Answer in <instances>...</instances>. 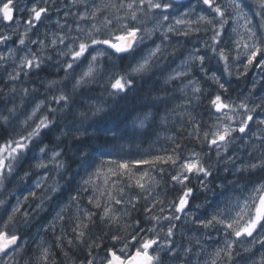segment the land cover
Instances as JSON below:
<instances>
[{"label":"snow or ice","instance_id":"6c2138e0","mask_svg":"<svg viewBox=\"0 0 264 264\" xmlns=\"http://www.w3.org/2000/svg\"><path fill=\"white\" fill-rule=\"evenodd\" d=\"M197 2L198 11L196 5L184 11L180 0H72L73 6L84 7L75 27L57 21L60 31L51 38L45 33L43 40H33L29 33L47 18L49 9L25 7L27 27L14 41L19 47L9 49L7 57L0 54V62L11 58L14 65L8 73L9 93H20L19 104L6 108L7 114L0 111V191H6L5 182L25 164L20 180L34 173L40 179L10 211L0 199V257L11 252L9 260L19 264L15 257L28 243L21 229L31 225L47 202L67 191V199L38 231L36 250L25 264H57L56 248L66 257L64 264L68 249L86 251L80 264H264V251L259 260L253 252L257 244L264 249V118L257 119L264 113V97L254 103L250 93L237 103L228 95V82L209 67L215 59L228 76L239 65L237 79L254 70L264 79V0H252L251 15L245 0ZM14 9L20 10L14 0H0V19L12 22ZM15 23L8 35L0 36V43L19 32V21ZM201 32L207 37L202 39L203 51L194 46L181 53ZM157 34L160 42L152 40L146 47ZM178 53L182 58L172 67ZM54 58L63 76L42 80L46 94L41 98L38 89L23 85V77L38 74ZM116 60L128 63L116 71ZM193 71L216 89L202 88L201 81L191 77ZM154 76L159 87L149 90L150 102L130 125L107 126L102 97L123 100L136 91L138 80ZM172 85L183 99L169 108ZM93 86L104 91L96 100H86L84 90ZM203 100L214 114L207 127L197 124L187 107ZM18 110H23V118ZM176 116L192 126L182 138L195 140L199 151H186L177 135L167 134ZM179 130L185 131V125ZM149 131L157 140L163 135L168 146L153 151L150 145L135 155L127 151ZM49 133L53 140L45 142ZM72 163L84 175H70ZM210 193L218 199L209 200ZM187 225L194 226L187 234L181 232L188 243L178 244L177 231ZM214 235L218 238L208 251L205 241Z\"/></svg>","mask_w":264,"mask_h":264},{"label":"trees","instance_id":"16d2710c","mask_svg":"<svg viewBox=\"0 0 264 264\" xmlns=\"http://www.w3.org/2000/svg\"><path fill=\"white\" fill-rule=\"evenodd\" d=\"M96 2H99V0H96ZM155 37L158 38V36H154L153 39H156ZM202 37V32L197 35H193L190 38V41L186 43L181 49L180 52L186 53L190 50L191 45L193 46L195 43L202 42L201 41ZM174 42L177 39L176 37H173ZM182 41L184 38H179ZM149 45L148 42H146V47ZM34 48V47H33ZM203 51V48H202ZM182 57L178 53V57L175 59V62L172 63V67H175V64L178 63V61ZM171 59V58H170ZM117 65L116 71H121L123 70L128 61H119L116 60L114 61ZM209 67L213 70H215L216 74L218 76H221L224 81L228 82L229 85V93L228 95L230 96L231 99H234L235 96L237 95L238 92L243 91L245 89V85L247 83V80H242L241 78L237 79L231 76H228L227 73L224 72V70L219 66V67H213L211 65V62L209 64ZM79 71V69H77ZM194 76H197L199 80L201 81V87L202 88H209L211 90H215L216 86L211 83V81H205L203 79V74L194 71ZM63 76L62 71H58L57 68L55 67V62L53 60L51 61H46L43 70L40 71L38 74L33 73L30 77H23V85L31 88H36L38 89V93L36 95H45L44 87L43 84L41 83L42 80L48 79V78H55L59 79L60 77ZM5 83V84H4ZM264 84V82H263ZM262 84V85H263ZM11 86V81L8 79H3L0 78V89H3V92L0 93V111H4L5 114L7 112L5 111L6 108H10L13 106V104H19L20 102V93L19 91L15 96L9 93V87ZM20 85H18L19 88ZM153 87H159L157 77H152L151 79H145V80H138L137 81V89L134 93H130L125 99L123 100H116L113 101L111 98H109L106 94L102 97V99L106 102V106L108 111L103 114L104 117V123L107 126H119L120 128H124L126 125H130L131 119L138 113L143 110L142 105L144 103L150 102L148 98V93L149 90L152 89ZM85 91V99L87 100L88 97H91L92 100H96L97 98L101 97V93L104 91L102 88L99 86H93L90 90H84ZM257 92H261V89H258ZM264 92V91H263ZM189 95H191V92L189 91ZM264 95V94H262ZM173 97H176V99H173ZM168 100L170 103L168 104V107H174L176 103H179L180 100L183 99V97L180 96V93L175 90V86H169L168 88ZM77 103H81V101H77ZM31 101H29V107H30ZM189 111H191L195 117H196V123L201 124L205 127L207 125L212 123V115L213 113L209 112L208 107H207V100H203L200 103H197L196 101H192L190 105H188ZM164 110V105L160 106V111L161 114L163 113ZM21 113L23 110H18ZM177 117H173L171 119H174L176 122ZM178 122V121H177ZM176 123H170L167 128V134H175L177 135V138L180 139V142L186 145V151L192 148H195L197 151L200 150V145L196 143L195 140H188V139H183L182 137H185L188 132L192 131V126L188 125L186 122V118L183 119L182 124L185 125V131L181 132L179 129L180 127ZM53 135L52 133H49L48 136L45 139V142H49L53 140ZM103 141V137L101 136L100 142ZM100 142H97L96 146L99 147ZM150 145H152L153 151L162 149L163 147L168 146V142L164 139V136L161 135L160 139L157 140L156 136L153 134V132L149 131L145 135L141 137H137L130 149H127L132 155H135L138 151L146 150L149 149ZM27 168V164L24 165L23 168H20L17 170V173H15L12 177H9L8 180L5 182L6 184V191H0V199H5L6 200V206L8 207V210H11V207L15 205L16 198L15 194L17 193H22L26 191L30 186H32L33 180L35 173L28 177L27 179L21 181L20 176L23 175L24 169ZM79 172L80 175H84L83 171L80 169L79 165L76 163L71 164V172L70 175L75 176V174ZM221 179H223L224 174H220ZM79 180V176H76L75 181H73V186L75 183ZM63 183V181H61ZM157 191H160V189H157ZM172 194H169V198L171 197ZM67 199V191H65L64 195L61 198L58 199H53L50 202H47L45 205L44 211L40 212L38 216H34L32 218L31 222V227H36L40 226L42 223L46 222L48 218L54 213L55 209L58 207L62 201ZM213 199H218L217 196H214ZM0 213H3V207H0ZM137 215V214H134ZM28 230H31L27 228ZM28 230L21 229V234L23 235L24 238L27 237ZM98 234L99 229L96 230ZM22 242V241H21ZM22 244V243H21ZM25 251L21 253L20 256H16L15 259L19 261V264H25V260H28L30 257H32L33 252H35V249L30 246V245H24ZM54 252L56 253V261L57 264H64L66 257L63 255L60 249L56 248L54 249ZM69 252V259H68V264H80L81 261H84L86 258V251L84 250H77V249H68ZM256 252V250H254ZM95 254V253H94ZM103 253L101 252V255ZM23 257V258H22ZM9 264H12L9 263Z\"/></svg>","mask_w":264,"mask_h":264},{"label":"rangeland","instance_id":"374dc122","mask_svg":"<svg viewBox=\"0 0 264 264\" xmlns=\"http://www.w3.org/2000/svg\"><path fill=\"white\" fill-rule=\"evenodd\" d=\"M89 3H91V0H88ZM219 2L221 4L226 3V0H219ZM14 3L16 4L17 8H19L20 10H15L14 9V20L11 24H6L5 21H3L2 19H0V36L3 35H8L13 27H16V21H19V32L18 33H14L12 35V38L5 44V43H0V54H3L4 56H8V50L9 49H15L17 47H19L18 42L14 43V41H17V36L18 35H22L24 32V29L27 27V18H28V12L25 11V7H31L33 5H37L40 7H47L49 9V11L46 13V17L42 23H40L37 28L29 33V37L33 40L39 38L41 40L45 39V33L48 34V37L51 38V35L53 32H59V28L57 27V21H59L61 24H67L68 26L71 27H75V22L78 19V14L84 11V7L83 5H77V6H73L72 4V0H14ZM98 3V2H97ZM245 3L249 5V8L246 9L247 11H249V14H252V8L253 3L252 0H245ZM181 7L183 8L184 11H187L189 7L196 5L197 6V11L199 10V5L197 0H187L186 2H180ZM180 12L179 10H177V15H179ZM0 16H2V14H0ZM193 18H195V13L193 14ZM81 24H83L84 22H80ZM151 26V25H149ZM66 30V29H65ZM158 36V34H157ZM154 37V36H153ZM153 37L146 41L149 43L148 46H151L152 44V40H155L156 43H159L160 40L155 37L156 39H153ZM207 37L205 36V34L202 32V37H201V41L202 39H206ZM173 39V38H172ZM174 42V39H173ZM198 45H196V43L191 47L190 50L191 51L193 49L194 46H198L201 51L203 48V43L199 42L197 43ZM28 47L32 50H36L38 48V46L36 44H28ZM34 47V48H33ZM22 54V53H21ZM211 55V54H209ZM53 61L55 62V58L53 59ZM180 61V60H179ZM178 61V63H179ZM211 65L213 67H221L223 69V63H218L215 59L211 60ZM13 63L11 58H9L6 61L0 62V78L3 79H8V73L12 72L13 70ZM237 67H239V65H234L233 66V75L231 77L236 78L235 72ZM194 71L191 74V77L193 79H199L197 76H194ZM242 80H247V83L245 85V89H243V91L238 92L237 95L235 96L234 99L232 100H236L237 103L239 102L238 98H242L243 96H248L250 93H252L251 95V101L254 103H260V98L264 97V79H261L260 73L258 70H254V71H250L247 75V77H240ZM253 81H257L255 89L253 90ZM12 84V82H11ZM18 85H20V82H17ZM263 84V85H262ZM258 89H261V92H257ZM190 91V90H189ZM45 95H39V97L43 98ZM188 107V106H187ZM189 110V108H188ZM176 122L178 124V126L180 127V125L182 124V119L179 116H176ZM260 118H264V113H261L260 116L257 117V119ZM212 122L214 120V114L212 115ZM175 122V123H176ZM253 128H255V125L253 126ZM240 149H238L239 151ZM43 171V170H41ZM222 174V173H221ZM34 180L32 183V186H30L26 191L22 192V193H17L15 194V198H16V202H17V198L22 199L23 195H27V192L29 189L34 188L35 182L37 180L40 179L39 175L35 174L34 176ZM213 195L210 193L208 194V198L209 200H217V199H213ZM211 198V199H210ZM15 202V204H16ZM59 208L57 207L54 211V213L48 218V220L44 223H42L40 226H36V227H31V225L27 228L31 229L28 230L27 228H25L26 230H28L27 233V237L24 238V241H27V245L32 246L35 250H36V244L33 243V241L37 238V233L38 231L41 229L42 225H46V223L48 221H50L53 216L55 215L56 211H58ZM196 212H202L203 210H195ZM193 225H187V226H183L182 229L177 231V236H176V241L179 244L181 241H183L185 244L188 243V241L184 238V236L181 235V232L183 231L185 234H187L188 230L190 228H193ZM24 229V228H22ZM40 235H44V233L41 231ZM52 238V234L49 232L48 233V239L51 241ZM218 238V236L214 235L212 237L211 240L205 241V247L207 248L208 251L212 250V246L215 244L216 239ZM24 241H22V245L24 244ZM254 250H256V259L259 260V255L261 251H264V249H260V245L257 244L255 246V248H253V252ZM12 256V253L9 252L8 256H3L0 258V261H8L9 263H11L12 261L9 260V257ZM193 259H195V257H193Z\"/></svg>","mask_w":264,"mask_h":264},{"label":"water","instance_id":"95a60500","mask_svg":"<svg viewBox=\"0 0 264 264\" xmlns=\"http://www.w3.org/2000/svg\"><path fill=\"white\" fill-rule=\"evenodd\" d=\"M187 0H180V2H186ZM15 16V13L13 11V17ZM13 22V21H12ZM12 22L9 21H5L6 24H11Z\"/></svg>","mask_w":264,"mask_h":264},{"label":"bare ground","instance_id":"6f19581e","mask_svg":"<svg viewBox=\"0 0 264 264\" xmlns=\"http://www.w3.org/2000/svg\"><path fill=\"white\" fill-rule=\"evenodd\" d=\"M5 84V83H4ZM211 199V198H210Z\"/></svg>","mask_w":264,"mask_h":264}]
</instances>
